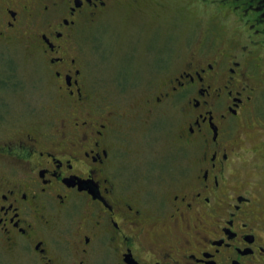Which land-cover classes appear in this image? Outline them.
Returning a JSON list of instances; mask_svg holds the SVG:
<instances>
[{
	"label": "flooded vegetation",
	"instance_id": "1",
	"mask_svg": "<svg viewBox=\"0 0 264 264\" xmlns=\"http://www.w3.org/2000/svg\"><path fill=\"white\" fill-rule=\"evenodd\" d=\"M119 1L0 0L53 111L0 139V240L31 264H264V0L225 5L239 34L165 62L132 107L81 44ZM157 137L175 159L142 158Z\"/></svg>",
	"mask_w": 264,
	"mask_h": 264
},
{
	"label": "rangeland",
	"instance_id": "2",
	"mask_svg": "<svg viewBox=\"0 0 264 264\" xmlns=\"http://www.w3.org/2000/svg\"><path fill=\"white\" fill-rule=\"evenodd\" d=\"M120 0V4L94 32L82 39L90 57L89 70L99 94L114 102L124 100L129 107L140 105L160 83V66L175 68L180 56H189L206 43L223 45L239 34L237 18L230 14L231 4L224 0ZM140 9L144 10L140 13ZM146 10V11H145ZM0 139L8 138L20 125L48 122L51 103L34 92L42 68L31 53L30 45L0 42ZM124 75L126 80L122 78ZM24 82L20 90L14 84ZM10 86V87H8ZM44 86V83H43ZM26 93H23V92ZM37 114V115H35ZM14 129V130H13ZM11 135V133L9 134ZM15 136V135H13ZM169 140V139H168ZM167 140V141H168ZM165 138L157 137L151 146L141 149L142 158L159 160L170 153ZM147 165L140 169L145 172ZM143 175V174H142ZM0 264H31L11 251L0 240Z\"/></svg>",
	"mask_w": 264,
	"mask_h": 264
},
{
	"label": "trees",
	"instance_id": "3",
	"mask_svg": "<svg viewBox=\"0 0 264 264\" xmlns=\"http://www.w3.org/2000/svg\"><path fill=\"white\" fill-rule=\"evenodd\" d=\"M224 1H226V2L228 1V2H232L233 3L235 0H224ZM243 1H250V0H243Z\"/></svg>",
	"mask_w": 264,
	"mask_h": 264
}]
</instances>
